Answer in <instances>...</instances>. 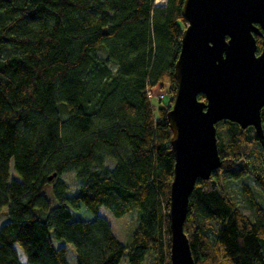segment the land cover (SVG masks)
Segmentation results:
<instances>
[{"label": "trees", "instance_id": "obj_1", "mask_svg": "<svg viewBox=\"0 0 264 264\" xmlns=\"http://www.w3.org/2000/svg\"><path fill=\"white\" fill-rule=\"evenodd\" d=\"M183 2L0 0V215L11 217L0 228V264H69L51 234L75 248L77 264H121L125 255L129 264H164L175 162L166 116ZM254 38L259 53L262 38ZM147 88L169 95L152 108ZM261 118L264 131V107ZM216 130L221 167L197 179L189 197L184 232L192 258L264 264V203L240 184L250 218L226 193L227 181L249 177L264 202V137L228 121ZM82 207L97 217L73 221L72 210ZM135 210L126 246L100 213L120 219Z\"/></svg>", "mask_w": 264, "mask_h": 264}, {"label": "water", "instance_id": "obj_2", "mask_svg": "<svg viewBox=\"0 0 264 264\" xmlns=\"http://www.w3.org/2000/svg\"><path fill=\"white\" fill-rule=\"evenodd\" d=\"M181 15L186 26L166 116L175 159L169 260L195 264L184 224L197 179L208 180L221 167L216 125L228 121L242 130L253 128L259 140L264 137V0H184ZM254 35L262 38L259 53Z\"/></svg>", "mask_w": 264, "mask_h": 264}, {"label": "rangeland", "instance_id": "obj_3", "mask_svg": "<svg viewBox=\"0 0 264 264\" xmlns=\"http://www.w3.org/2000/svg\"><path fill=\"white\" fill-rule=\"evenodd\" d=\"M155 1L156 0H154V6L156 7L157 3ZM100 55L102 58L107 57V53L104 49H102V51L100 52ZM112 68L115 69V66L113 65ZM168 95H169V93L167 94V96ZM153 104H154V102H153ZM258 160H259V158H258ZM11 174L13 176H16L12 164H11ZM64 179L69 184L70 190L72 192H76L77 191V183L74 179V175L72 173H67V174H65ZM243 182L249 184V186L252 188V190L256 193L257 199L259 201H261V203H264L263 198L260 194V190L258 189V187L255 185V183L249 177L241 178L239 180L227 181L226 182V193L239 206L241 212L245 216H248L251 218V211L248 208V206L243 202L242 195H241V192L239 190V186ZM45 194L50 199V201L52 203V207L53 208L56 207L58 205V201L55 198V194H54L53 190L50 189V187H48L45 191ZM72 212H73V217H72L73 221H75V220H94L97 217L94 213L88 211L87 209H85L83 207L81 210H77V211L73 209ZM100 216H107L109 218V220L112 224L114 233L116 234V236L119 238V240L124 245L128 246L131 244L132 239H133V232H134L135 227L137 226V223H138V218H139V211L138 210H135V214H132L131 216H127L125 218H120V219H115L113 217H110L107 214H105L104 211H101ZM10 220H11V217L9 216L7 210L3 211L0 215V228L3 225H5L6 223H8ZM51 239L53 241V245L55 246V248L66 247V249H67V252H66L67 260H68L69 264H77L76 250L72 245L68 244L67 242H65L63 240H57L53 234H51ZM22 258H23V260L26 261V257L23 254H22ZM168 261H169V258L167 259L166 264ZM121 264H129L127 255H125V257L121 261Z\"/></svg>", "mask_w": 264, "mask_h": 264}, {"label": "built area", "instance_id": "obj_4", "mask_svg": "<svg viewBox=\"0 0 264 264\" xmlns=\"http://www.w3.org/2000/svg\"><path fill=\"white\" fill-rule=\"evenodd\" d=\"M166 2H167V0H161V2H160L161 4L157 3L156 7H164L166 5ZM156 89L157 88H155V89L147 88V90H146V97H147L148 101L150 102L152 108H153L152 104H153L154 99L162 100L168 94L167 90H165V89H160V88H158L157 90ZM163 242L164 243H163V251L162 252H163L164 261H165L164 264H166V261L169 258V253H168V247L166 246V239L165 238H164ZM169 262H170V260H169Z\"/></svg>", "mask_w": 264, "mask_h": 264}, {"label": "bare ground", "instance_id": "obj_5", "mask_svg": "<svg viewBox=\"0 0 264 264\" xmlns=\"http://www.w3.org/2000/svg\"><path fill=\"white\" fill-rule=\"evenodd\" d=\"M161 2V0H156V3H160ZM161 4V3H160Z\"/></svg>", "mask_w": 264, "mask_h": 264}]
</instances>
